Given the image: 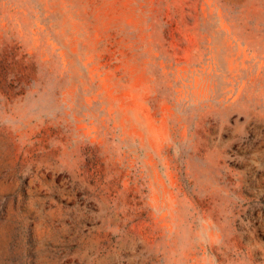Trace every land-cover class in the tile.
Segmentation results:
<instances>
[{
  "label": "rangeland",
  "instance_id": "374dc122",
  "mask_svg": "<svg viewBox=\"0 0 264 264\" xmlns=\"http://www.w3.org/2000/svg\"><path fill=\"white\" fill-rule=\"evenodd\" d=\"M0 264H264V0H0Z\"/></svg>",
  "mask_w": 264,
  "mask_h": 264
}]
</instances>
